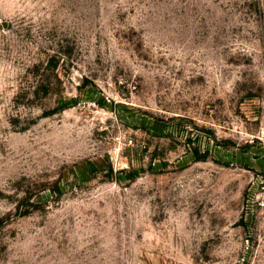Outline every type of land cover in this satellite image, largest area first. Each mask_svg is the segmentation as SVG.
<instances>
[{"label":"rangeland","instance_id":"374dc122","mask_svg":"<svg viewBox=\"0 0 264 264\" xmlns=\"http://www.w3.org/2000/svg\"><path fill=\"white\" fill-rule=\"evenodd\" d=\"M0 264H264V0H0Z\"/></svg>","mask_w":264,"mask_h":264}]
</instances>
